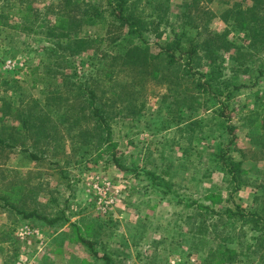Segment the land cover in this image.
Returning <instances> with one entry per match:
<instances>
[{
	"label": "rangeland",
	"instance_id": "374dc122",
	"mask_svg": "<svg viewBox=\"0 0 264 264\" xmlns=\"http://www.w3.org/2000/svg\"><path fill=\"white\" fill-rule=\"evenodd\" d=\"M148 1L153 7L160 3L143 0L138 12L151 16L154 11ZM190 1L169 0L162 24L145 35L151 54L172 41L173 31L197 35V29L185 27V4ZM92 3L104 5L105 0ZM63 5L64 0H0V15L15 14L13 8L19 7L35 14L20 28L14 27L21 23L16 17L0 27V137L15 145L0 146V195L21 186L19 212L60 218L49 226L25 219L0 202V264H103L80 242V236L115 264H264V233L253 230L250 223L216 215L239 207L264 218V128L257 126L264 122V76L256 81L257 65L248 64L251 74H238V82L248 88L231 100L222 98V103L207 95L197 101L190 97L194 94L190 89L184 95L186 84L179 88L172 81L176 74H162L158 80L148 77L139 84L137 74L126 70L108 80L106 72H99L108 62L103 56L119 54V47L111 49L106 41L78 56L67 52L63 57L61 51L55 53L58 41L33 33H48L40 26L53 24ZM203 5L216 16L228 9L218 3ZM227 28L216 17L208 32ZM107 31L106 26H84L79 36L101 35L108 40ZM230 38L237 46L249 44L244 34ZM235 59V50L220 52L218 64L227 78L235 75ZM9 61L12 69L6 66ZM73 80L92 86L104 105H111L115 91L137 95L136 105L145 103V108L135 107L131 114L122 99L117 112L115 105L106 107L122 116L112 118L111 142L99 146L93 122L72 125L67 120L73 112ZM199 105L197 112L190 111ZM182 117L201 120L191 126L194 133L174 124ZM24 120L29 126H23ZM227 126L234 128L237 137L231 157L243 163L238 191L215 160L218 147L226 148L231 139ZM145 171L169 174L163 175L171 190L166 198L148 189ZM103 185H109L106 194ZM225 248L237 252L234 260L211 258V250Z\"/></svg>",
	"mask_w": 264,
	"mask_h": 264
},
{
	"label": "trees",
	"instance_id": "16d2710c",
	"mask_svg": "<svg viewBox=\"0 0 264 264\" xmlns=\"http://www.w3.org/2000/svg\"><path fill=\"white\" fill-rule=\"evenodd\" d=\"M142 1L105 0V4L102 5L94 4L92 0H64V7L56 12L53 24L40 26V29L45 27L48 33L43 34L44 32L41 31L33 33L35 35H46L48 40L58 41L57 45L59 48L55 53L61 51L63 57H67V52L69 56H78L84 51L95 49L97 44L103 45L106 41H109L111 49L117 46L121 50L115 56H110L111 54L108 53L103 56L108 62L103 69H99V72H106L108 80H112L126 70L137 74L140 80H137L136 83L139 84L148 77L158 80L162 74L164 77L176 74L172 78L174 86L181 88L185 83L186 90L183 94L188 95L186 93L190 89L194 92L190 97L195 98L197 101L200 100L201 95H207L208 99L211 100L213 98L222 103V98L227 101L231 100L242 89L248 88L246 84L238 82V74L252 73L253 68L248 64L257 65L255 66L256 81H259L264 76V0H191L187 2L185 4V12L187 13L184 16L187 17L188 21H186L185 27L190 26L197 29V35H190L184 29L182 32L173 31L172 41L165 46H159L160 51L157 54H151V48L145 35L151 31V28L157 29L156 26L162 24L170 9V2L169 0H157L160 3L153 7L151 2L148 1L147 6L152 8L154 14H157L155 20H152L154 14L147 16L138 12V4ZM212 3L227 5L228 9L216 16L214 12L207 10L203 5ZM13 10L16 11L15 14L0 15V27L7 26L8 21L15 17L21 21V23L14 26L15 28H20L35 18V14L29 8L19 7L17 9L13 8ZM193 11H195L196 15L192 14ZM205 16H208L209 19L203 20ZM216 17H219L228 28L221 33L212 34L208 32V26ZM84 26L91 28H104L106 26L111 38L107 40L101 35L95 38L80 37V30ZM234 33L235 36L244 34L249 42L248 46H237L236 42L230 38L231 34ZM162 35L163 33L158 34L157 37L160 38ZM233 50L236 51V66L232 70L235 75L227 78L223 74V67L218 64V60L220 59V52L229 53ZM261 55L263 56L262 58H260ZM256 57L258 58L257 62L255 61ZM76 81L73 80L70 83L71 93L73 94L72 99H70L73 101L71 108L73 112L67 120L72 125H77L82 120L93 122L95 126L93 132L99 136L97 140L99 146L109 144L112 140V118L114 119L117 115L120 117L122 114L119 112L114 115V112L109 109L115 105L114 109L117 112L118 101L121 99L126 101L125 109H129L131 114H134L135 107H138L136 109L138 111H142L145 108V103L140 106L136 105L135 102L138 100L136 101L135 97L137 95L120 94L115 91H112L111 94L113 99L111 105L108 106L107 103L104 105L92 86L87 84V82L77 84L80 81ZM189 85H191V88H189ZM188 99L189 97H186L182 100L185 102ZM106 107L109 108L108 111ZM200 107L202 106H191L189 109L191 112H197ZM174 121L177 126H184V131L186 129V132L188 130L190 133H194L191 126L200 124L201 120L196 122L192 118L185 119L182 117ZM23 126H29L26 120L23 121ZM42 126L46 125L43 124ZM257 126L264 128V122H258ZM226 129L231 139L226 148L218 147L219 150L215 160L219 169L229 177L230 183L238 191L243 184V163L235 161L231 157V147L237 137L233 127L227 126ZM87 138L90 139V137ZM95 142L88 140V143L93 145ZM0 146L15 148V145L11 146L2 137H0ZM30 157L33 160H39L34 154H30ZM116 162V166L124 170L119 162ZM144 175L149 183L148 189L151 188L163 198L168 196L171 191L170 184L164 179V176L169 175L168 173L163 172L158 175L155 171H145ZM22 189L21 186H12L10 191L6 192L4 196L0 195V202L4 203V207L22 213L16 208L20 202ZM22 215L25 219H36L49 226L56 225L60 221V218L50 220L42 217L36 211L29 214L22 213ZM216 215H225L239 222L250 223L253 230L264 233V218L259 212L247 213L245 210L236 207V210L227 208L224 212L216 213ZM79 239L94 258L101 260L103 264H115L110 256H100L92 241L81 236ZM260 239L261 237L257 238V240ZM217 255L223 259L234 260L237 252L228 248L218 252L211 250V258Z\"/></svg>",
	"mask_w": 264,
	"mask_h": 264
},
{
	"label": "built area",
	"instance_id": "2783aa9c",
	"mask_svg": "<svg viewBox=\"0 0 264 264\" xmlns=\"http://www.w3.org/2000/svg\"><path fill=\"white\" fill-rule=\"evenodd\" d=\"M11 65H12V62L11 61H9V62L6 63L7 68L12 69L13 67ZM102 188L105 190L104 193L106 194V192L109 190V185H106V186L103 185Z\"/></svg>",
	"mask_w": 264,
	"mask_h": 264
}]
</instances>
